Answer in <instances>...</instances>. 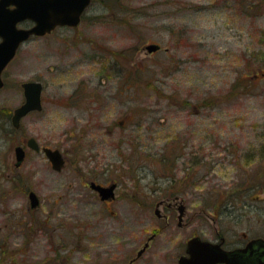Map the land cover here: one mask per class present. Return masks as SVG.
Wrapping results in <instances>:
<instances>
[{
	"label": "rangeland",
	"instance_id": "rangeland-1",
	"mask_svg": "<svg viewBox=\"0 0 264 264\" xmlns=\"http://www.w3.org/2000/svg\"><path fill=\"white\" fill-rule=\"evenodd\" d=\"M262 48L264 0H95L78 28L23 44L0 89V264H127L153 233L134 264H179L194 232L264 236V71L248 74ZM27 80L44 108L14 129ZM30 136L64 152L61 171L29 148L15 166ZM162 154H180L175 174ZM92 180L117 182L114 201ZM176 198L182 227L155 213Z\"/></svg>",
	"mask_w": 264,
	"mask_h": 264
},
{
	"label": "water",
	"instance_id": "water-1",
	"mask_svg": "<svg viewBox=\"0 0 264 264\" xmlns=\"http://www.w3.org/2000/svg\"><path fill=\"white\" fill-rule=\"evenodd\" d=\"M60 1V0H58ZM90 0H67V9L61 12L59 4L56 8L50 6L49 2L42 0L36 7L31 5L30 0H0V34L4 39L0 42V88L5 84L2 74L6 66L15 56L21 42L26 40L31 33L44 34L50 31L57 24L78 25L81 15ZM15 4L16 8L8 10L7 6ZM24 18H34L37 24L31 29H19L16 27L17 21ZM4 20V21H1ZM162 48L157 42L145 45L144 49L150 54ZM25 100L14 109L12 123L15 128H19L22 119L32 111L43 110L42 93L44 84L41 81L29 80L22 84ZM27 146L34 150H40L39 142L30 137ZM43 151L51 162L53 169L60 171L66 164L65 157L60 149L43 147ZM16 166H20L26 158V149L22 145L15 147ZM92 189L97 191L102 200H113L116 197L117 183L109 185L92 181ZM30 206L37 207L40 198L35 191L29 193ZM157 205L155 213L159 215L160 208ZM184 210L181 205L179 208V220H183ZM151 236L150 238H152ZM146 243L137 253L136 258L140 257L146 250ZM187 252L189 256L183 255L179 258V264H218L221 261L227 264H264V238L252 240L246 248L227 253L220 250L218 245L202 240L199 236L193 237L188 241ZM133 260L127 264H132Z\"/></svg>",
	"mask_w": 264,
	"mask_h": 264
},
{
	"label": "flooded vegetation",
	"instance_id": "flooded-vegetation-1",
	"mask_svg": "<svg viewBox=\"0 0 264 264\" xmlns=\"http://www.w3.org/2000/svg\"><path fill=\"white\" fill-rule=\"evenodd\" d=\"M42 0H30V3H31V5H33L34 7H36L40 2H41ZM46 2H49V4H50V6H52L53 5V8H56V5H58L59 4V6H60V11L61 12H64L66 9H67V0H60V1H58V0H45ZM94 1L95 0H90V2H89V4L85 7V9L83 10V12H82V15H81V21H80V23L78 24V25H68V24H57L55 27H53L50 31H47L46 33H44V34H36V33H31L30 34V36L26 39V40H24L23 42H21V45L19 46V49L21 48V46L23 45V44H25L26 42H29V41H31V40H35V39H38V38H42V37H46V36H49V35H51V34H53L54 32H56L57 30H59V29H76V28H78L79 26H80V24H81V22L83 21V19H84V16H85V14L87 13V11H88V9H89V7L94 3ZM16 8V5L15 4H11V5H8L7 6V9L8 10H13V9H15ZM1 21H4V20H2L1 19ZM37 24V21L34 19V18H24V19H20L19 21H17V23H16V27L17 28H19V29H26V30H28V29H31V28H33L35 25ZM3 39H4V37H3V35H1L0 34V42H2L3 41ZM19 49L17 50V52H16V54H15V56L13 57V59L10 61V63L17 57V55H18V52H19ZM158 51H160V50H158ZM158 51H156V52H158ZM2 77H3V74H2ZM3 80H4V82H5V79H4V77H3ZM6 83V82H5ZM23 84V83H22ZM5 86V85H4ZM4 86L2 87V88H4ZM2 88H0V89H2ZM44 90V89H43ZM23 92H24V90H23ZM25 99V98H24ZM42 99H43V93H42ZM43 106H44V100H43ZM35 112H39V111H32V112H30L28 115H30V114H33V113H35ZM3 115V112H2V110H1V108H0V116H2ZM27 115V116H28ZM4 116L6 117V119H7V121H11L12 122V116H13V113L12 112H7L6 114H4ZM25 118V117H24ZM23 120V119H22ZM21 124H22V121H21ZM21 127V126H20ZM19 127V128H20ZM19 128H14V129H19ZM30 137H34L37 141H38V139L35 137V136H30ZM29 137V138H30ZM29 138H27V140H26V142H24V143H22V144H18V145H22V146H24V148L26 149V158H27V154H28V150H27V148H29L28 146H27V141H28V139ZM39 142V141H38ZM39 145H40V150H34V149H32V148H29V149H32V150H34L35 152H40V151H43V147H45V146H42L40 143H39ZM46 147H50V146H46ZM54 149H56V148H54ZM57 149H59V148H57ZM61 150V149H60ZM44 152V151H43ZM61 152L63 153V155H64V157H65V160H66V163H67V158H66V156H65V154H64V152L61 150ZM45 153V152H44ZM46 155V154H45ZM46 157H47V155H46ZM26 158H25V160H26ZM48 158V157H47ZM24 160V161H25ZM49 160V159H48ZM24 161H23V163H24ZM50 161V160H49ZM22 163V164H23ZM51 163V162H50ZM22 164L20 165V166H16V163H15V166L17 167V168H20L21 166H22ZM66 165V164H65ZM53 168V167H52ZM64 168V167H63ZM62 168V169H63ZM61 169V170H62ZM55 170V169H54ZM60 170V171H61ZM57 171V170H56ZM92 181H95V182H97L96 180H92ZM92 181H90L88 184H89V186H90V183L92 182ZM98 183H100V182H98ZM117 183V182H116ZM101 184H103V185H108L109 183H101ZM117 185H118V183H117ZM118 187V186H117ZM90 188H91V186H90ZM92 189V188H91ZM117 189V188H116ZM30 191H35V190H30ZM30 191H29V193H30ZM92 191H94L98 196H99V198H100V195H99V193L97 192V191H95L94 189H92ZM36 192V191H35ZM29 193H28V197H29ZM37 193V192H36ZM39 196V195H38ZM40 198V197H39ZM100 200L101 201H103V202H105V203H109V202H112V201H114V200H102L101 198H100ZM29 203H30V199H29ZM158 204H160L159 205V207L161 206V205H164L165 206V210H166V212L163 214V213H161V208H160V213H159V215H158V217L159 218H165L166 220H167V222H169V220L170 219H173L174 218V212L177 210L178 212H179V208H180V206L182 205L183 206V210H184V215H183V220H179V217H178V225L180 226V227H182L184 224H185V222H184V218H185V215H186V213H187V205L182 201V200H178V198H176V199H174V200H160L158 203H157V205ZM40 207H41V199H40V204H39V206H37V207H31V206H29V208H28V212L30 211V212H32L33 214H35L36 215V211L37 210H39L40 209ZM232 213V212H231ZM34 216V215H33ZM37 216V215H36ZM178 216H179V214H178ZM236 218V216H232L231 214H226L223 218L221 217V221L222 220H225V219H231V218ZM48 219H49V217H48ZM216 220V219H215ZM32 222H34V224H35V227L37 228L38 227V229L39 230H41L42 228L45 230L46 228H47V225H46V223H43V224H41V222H40V219L37 217V220H36V217L34 216V218H33V220H32ZM45 222H48V220L45 218ZM225 222H228V223H230V222H235V221H222V225L225 223ZM237 222H239L238 220H237ZM237 222H235V223H237ZM221 225V226H222ZM234 228V225L233 224H225V225H223V231L224 232H222V233H220V235L218 236V237H216V238H211V239H209V238H206V237H203L201 234H199V233H196V232H194L191 236H189V238L186 240V246H185V249H184V251L181 253V255L179 256V258L181 257V256H183V255H187V256H189V253L187 252V244H188V241L191 239V238H193V237H196V236H199L202 240H207V241H210V242H212V243H214V244H216V245H218V247L220 248V250H224V251H227V253L229 252V253H232V252H234V251H238V250H240V249H243V248H246L247 246H248V244L252 241V240H254V239H257V238H264V236H260V235H254V233H253V235L251 234H249L248 232H243V233H241V234H238V233H230V235L228 236L227 234H225V231H226V229H227V231H230V230H232ZM151 236H153L152 238H150ZM156 236H157V233H153V234H151L149 237H148V239L146 240V242H145V244L146 243H148V246H147V248H146V250L151 246V242L156 238ZM144 244V245H145ZM141 249V248H140ZM139 249V250H140ZM138 250V251H139ZM146 250H145V252H146ZM144 252V253H145ZM143 253V254H144ZM142 254V255H143ZM142 255L140 256V257H138V258H136V257H133V258H131L128 262H131L132 260H133V262H132V264H134L139 258H141L142 257ZM178 261H179V259H178ZM218 264H227V262H226V260L225 261H221V262H219Z\"/></svg>",
	"mask_w": 264,
	"mask_h": 264
},
{
	"label": "trees",
	"instance_id": "trees-1",
	"mask_svg": "<svg viewBox=\"0 0 264 264\" xmlns=\"http://www.w3.org/2000/svg\"><path fill=\"white\" fill-rule=\"evenodd\" d=\"M262 49H263V48H262ZM263 50H264V49H263ZM255 58L257 59V61H252L251 64H250V67L253 68V71H248V72H249L248 74H251V73H252V74H254V75H257L259 71H262V72L264 71V52H263L262 50H260V52L257 54V56H256ZM247 82H248V81H247ZM237 83L243 85L244 87H247L246 84H243V83H242V80H241V82L239 81V82H237ZM239 86H240V85H239ZM176 143H178V142L176 141V139H171V140L169 141V147H171L172 145H174V144H176ZM175 152H176V151H174L173 154H174ZM178 156L180 157V154H179ZM178 156H177L176 158H173L172 160H168V157H167L165 154H162V155L160 156V159H162V162L164 163V166H165L166 164H168V165H167V167L169 168L168 170L174 173V169L176 168V160H178V158H179ZM199 161H201V160H197V162H199ZM174 174H175V173H174ZM187 177H189V175H188ZM251 177H252V176L250 175L249 178H251ZM252 178H253V177H252ZM179 181H182V180L179 179ZM221 191H222V190H220L219 193H220Z\"/></svg>",
	"mask_w": 264,
	"mask_h": 264
}]
</instances>
